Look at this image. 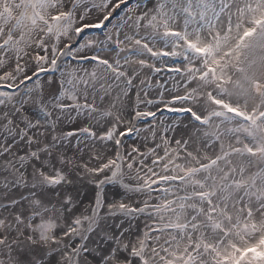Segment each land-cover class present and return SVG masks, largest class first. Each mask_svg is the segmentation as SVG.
I'll return each mask as SVG.
<instances>
[{"label": "snow or ice", "instance_id": "obj_1", "mask_svg": "<svg viewBox=\"0 0 264 264\" xmlns=\"http://www.w3.org/2000/svg\"><path fill=\"white\" fill-rule=\"evenodd\" d=\"M0 264H264V0H0Z\"/></svg>", "mask_w": 264, "mask_h": 264}]
</instances>
